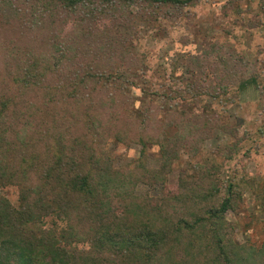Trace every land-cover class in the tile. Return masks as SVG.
<instances>
[{
  "label": "trees",
  "instance_id": "obj_1",
  "mask_svg": "<svg viewBox=\"0 0 264 264\" xmlns=\"http://www.w3.org/2000/svg\"><path fill=\"white\" fill-rule=\"evenodd\" d=\"M209 1L0 0L11 31L0 27V264H264V242L234 241L226 216L241 194L231 182L221 196L219 167L194 166L169 186L183 151L197 156L218 131L237 138L216 105L257 86L255 68L220 56L211 64L227 78L211 89L199 57H186L185 87L161 92L132 44L171 21L168 10ZM239 142L217 155L232 160ZM133 144L137 158L117 165L112 147ZM153 147L158 168L147 165ZM140 185L161 191L141 197ZM9 187L18 206L2 194Z\"/></svg>",
  "mask_w": 264,
  "mask_h": 264
},
{
  "label": "rangeland",
  "instance_id": "obj_2",
  "mask_svg": "<svg viewBox=\"0 0 264 264\" xmlns=\"http://www.w3.org/2000/svg\"><path fill=\"white\" fill-rule=\"evenodd\" d=\"M228 1L230 0L202 2L195 8L185 9L182 14L168 10L170 13L167 14L174 16L171 21L162 20L159 28L147 26L141 29L132 44L140 60V69L149 82L147 86L161 92L185 87L184 79L192 74H188L190 65L185 63L189 60L183 61L186 57H199L195 65L204 70L200 84L211 89H215L222 82L221 79L227 78L224 68L218 67L217 70L211 64L218 63L220 56L231 57L234 61L244 57L245 65L249 63V66L255 68L257 86H251L237 95L235 100H230L228 96L238 92L233 89L227 96L231 103L222 101V104L216 105L221 115L229 119L232 127L238 130L237 138L230 140L218 131L206 141L197 156L192 158L183 151L170 173L169 186L175 192L181 174L185 172L191 175L194 166L219 167L223 180L221 196L226 194L231 182L235 186V192L241 194V198L237 199V210L230 211L226 216L233 226L234 241L241 246L249 244L259 248L264 242V213L260 207L264 196V0H234L235 5L238 4L242 9L239 15L232 11L235 5L227 13L223 11V6ZM16 5L19 6V2ZM3 7L0 4V9ZM0 27L3 29L2 33H11L3 28L1 22ZM157 105L161 104L155 106ZM204 105L205 102H201L191 105V108L202 110ZM238 141H241V152L232 160L217 155L227 143L234 145ZM115 150L113 158L116 164L124 166L137 158L141 147L135 144L129 148L112 147L111 151ZM149 152L147 165L158 168V148L153 147ZM160 191L140 185L137 195L157 196ZM2 194L14 206L19 205L17 188L9 187L2 190Z\"/></svg>",
  "mask_w": 264,
  "mask_h": 264
}]
</instances>
